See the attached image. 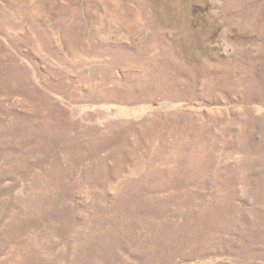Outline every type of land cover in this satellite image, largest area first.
Listing matches in <instances>:
<instances>
[{"label":"rangeland","instance_id":"374dc122","mask_svg":"<svg viewBox=\"0 0 264 264\" xmlns=\"http://www.w3.org/2000/svg\"><path fill=\"white\" fill-rule=\"evenodd\" d=\"M0 264H264V0H0Z\"/></svg>","mask_w":264,"mask_h":264}]
</instances>
